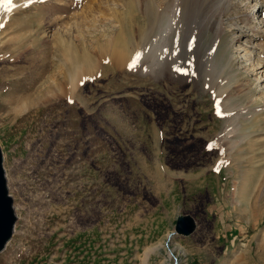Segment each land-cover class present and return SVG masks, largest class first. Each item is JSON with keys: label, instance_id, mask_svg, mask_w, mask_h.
Returning <instances> with one entry per match:
<instances>
[{"label": "rangeland", "instance_id": "obj_1", "mask_svg": "<svg viewBox=\"0 0 264 264\" xmlns=\"http://www.w3.org/2000/svg\"><path fill=\"white\" fill-rule=\"evenodd\" d=\"M205 1L156 0L157 21L151 0L0 8L18 217L0 264H264V0L257 15L253 0ZM121 39L129 62L112 51ZM183 214L197 230L170 252Z\"/></svg>", "mask_w": 264, "mask_h": 264}, {"label": "water", "instance_id": "obj_2", "mask_svg": "<svg viewBox=\"0 0 264 264\" xmlns=\"http://www.w3.org/2000/svg\"><path fill=\"white\" fill-rule=\"evenodd\" d=\"M17 220L18 217L14 200L9 193L8 181L4 168V155L0 145V253L5 251L7 245L12 240ZM196 230L197 222L192 216L188 214L180 215L177 219L174 233L169 235L166 243L167 247H169L170 240L174 235L178 234L189 237L192 236ZM175 260L177 261V259Z\"/></svg>", "mask_w": 264, "mask_h": 264}, {"label": "bare ground", "instance_id": "obj_3", "mask_svg": "<svg viewBox=\"0 0 264 264\" xmlns=\"http://www.w3.org/2000/svg\"><path fill=\"white\" fill-rule=\"evenodd\" d=\"M216 2H218V3H220V5H224V7L226 6V8L227 9H229L230 8V6H232V1L233 0H215ZM248 1H250V0H248ZM253 1H255V3L252 5V11H253V13H255L256 15L257 14H259L261 11H263L262 10V8H263V5H260V2L258 1V0H253ZM210 2H212V1H210V0H206L205 2H204V4L202 5V11L203 10H206V8L208 7V5L210 4ZM234 2V1H233ZM250 5V4H249ZM251 6V5H250ZM160 8V6L159 5H157V3H156V0H151V2L147 5H145V8H144V10H143V13H144V16L146 17V19H148V18H150V17H155L156 18V21L158 20V18H159V16H160V14L163 12V11H161L162 9H159ZM206 13V12H205ZM118 14V13H117ZM120 17H119V20H118V22L120 23V25H121V28H123V30H122V32L124 31V30H128V31H130L131 33H132V21L131 20H133L134 19V13H133V11L130 9V10H128V12L127 13H125V14H120L119 15ZM259 16L261 17V15L259 14ZM260 17H258V21H260L259 23H260V26H262L263 28H264V18L263 19H260ZM262 18V17H261ZM123 34H124V32H123ZM122 34V35H123ZM124 37V36H123ZM147 37H148V35H147ZM149 38V37H148ZM132 39V38H131ZM147 39V38H146ZM146 39H142L141 40V42H143L144 43V45L145 44H147V40ZM128 41L127 40H125V39H121L120 40V42H119V44L118 45H116L113 49H112V51H113V53L116 55V57L118 58V61L120 62V63H124V62H129V60L130 59H132V57L134 56H132V52H130V49L129 48H125V46L127 45L126 43H127ZM156 42V41H155ZM157 43V42H156ZM156 43H154V45L156 44ZM126 44V45H125ZM129 44H132V41H129ZM170 44V43H169ZM150 45H151V42H150ZM154 45H153V47H154ZM177 45V44H176ZM155 48V47H154ZM244 49V48H243ZM245 50V49H244ZM244 50H243V52H244ZM248 54V53H247ZM148 55V54H147ZM116 58V59H117ZM150 58V57H149ZM153 58H155V57H153ZM242 58V57H241ZM155 60V59H154ZM79 61H82V59H79ZM131 61V60H130ZM67 62V61H66ZM118 62V63H119ZM66 65H68L67 63H66ZM261 65V64H260ZM47 66L46 65H44L43 66V68L45 69ZM260 68H262L261 66H259L258 67V69H260ZM78 71V70H77ZM81 71V70H80ZM70 69L66 66V69H65V71L63 72V78H64V80H69V75H70ZM76 73V72H75ZM37 79H39V78H37ZM32 82H34V80L32 79ZM52 88V87H51ZM65 88V86L64 87H60V90H62L63 92H65L64 89ZM64 89V90H63ZM64 94V93H63ZM229 131H227V133H228ZM247 190V189H246ZM167 249L171 252V250H170V247H167ZM171 254H173V253H171ZM171 254L169 255L170 257H171ZM173 256V255H172ZM174 258L175 259H177V257H175L174 256ZM177 262H178V260H177Z\"/></svg>", "mask_w": 264, "mask_h": 264}, {"label": "snow or ice", "instance_id": "obj_4", "mask_svg": "<svg viewBox=\"0 0 264 264\" xmlns=\"http://www.w3.org/2000/svg\"><path fill=\"white\" fill-rule=\"evenodd\" d=\"M14 7L13 0H2V3H0V8L8 12H11Z\"/></svg>", "mask_w": 264, "mask_h": 264}, {"label": "crops", "instance_id": "obj_5", "mask_svg": "<svg viewBox=\"0 0 264 264\" xmlns=\"http://www.w3.org/2000/svg\"><path fill=\"white\" fill-rule=\"evenodd\" d=\"M178 216H179V215H178ZM178 216H177V217H178ZM177 217H176V219H177Z\"/></svg>", "mask_w": 264, "mask_h": 264}]
</instances>
